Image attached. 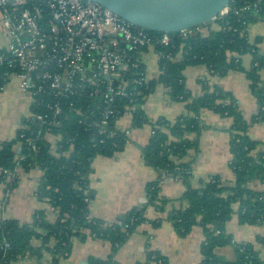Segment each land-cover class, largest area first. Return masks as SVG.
Instances as JSON below:
<instances>
[{"label":"trees","instance_id":"16d2710c","mask_svg":"<svg viewBox=\"0 0 264 264\" xmlns=\"http://www.w3.org/2000/svg\"><path fill=\"white\" fill-rule=\"evenodd\" d=\"M245 4H251L257 11L249 10L239 15L230 11L214 22L200 25V30L186 38L181 37L179 32L169 33L172 42L156 46L164 54L159 62L161 73L147 81L146 86L136 87L132 101L123 98L117 104L121 114L127 108L132 111L130 127H141L146 123L151 126L149 141L142 149L144 163L158 171V178L147 186L149 202L156 203L157 200L158 210L167 203L159 198V177L162 172L187 185L178 198L185 202V206L171 210L168 219L179 235L186 234L194 224L203 227L205 238L199 264H264L250 243H235L232 235L225 231V225L234 213L240 223L264 225V194L249 187L252 180L264 179V149L254 153L260 142L252 141L247 136L249 123L229 92L217 86L210 89L202 81L205 92L199 97H192L183 75L187 66L197 64L204 65L216 76H222L230 69L242 70L239 57L251 53L252 64L245 74L259 101L257 117L264 119V84L260 79V72L264 70V55L258 54L255 42H250L246 34L247 25L264 16V0H230L227 5L232 10ZM179 51L180 58L177 57ZM168 54L170 57H167ZM13 70L15 68L6 67V63L0 64V86L7 81L6 74ZM140 71H143L141 64L132 71V75L136 76ZM158 83L167 88L171 100L185 102L186 114L173 120L158 118L148 121L142 106ZM203 108L232 120L229 142L232 159L229 166L234 173V181L230 185L214 175L202 188H191L188 185L190 164L175 160L184 156L188 149L197 147V140L188 139L186 134L199 132V113ZM118 118L119 115L110 117L105 127L107 130L102 134L97 133L100 127L97 114H91L85 125L78 124L75 116L61 118V125L53 129L61 134L57 154L50 152V143L43 136L35 138L37 151L31 150L24 142V137H35L37 125L33 121L23 120V126L16 130L13 138L0 142V181L5 178L1 170H13L16 157L23 156L20 165L24 171L34 166L43 170L37 196L57 212L54 221H48L43 210L36 211L30 223H20L14 219L0 221V264H11L24 255H35L40 259L43 251L52 256L53 263L70 252L72 241L77 237L106 239L116 249L145 221L144 210L137 208L132 209L121 224L106 223L90 215L93 191L89 186V176L92 160L97 155L111 156L123 149L126 143L125 131L116 127ZM109 132L112 135H108ZM235 204L236 210L233 208ZM158 222L159 219L155 220L154 225ZM33 239H37L39 244L32 245ZM228 244L234 245L237 254L232 262L221 261L214 253L215 248ZM109 262V259H98L93 264ZM146 264H165V259L159 252L149 251Z\"/></svg>","mask_w":264,"mask_h":264},{"label":"crops","instance_id":"0c3cea01","mask_svg":"<svg viewBox=\"0 0 264 264\" xmlns=\"http://www.w3.org/2000/svg\"><path fill=\"white\" fill-rule=\"evenodd\" d=\"M250 42L256 44L259 55H264V21L250 22L246 28ZM7 39L0 30V47ZM181 57V51L177 54ZM147 81L159 75L158 57L154 48L148 47L138 55ZM242 70H228L222 76L212 75L204 65H189L183 70L185 85L192 97H199L205 92L202 81L211 89L214 86L229 92L238 105L243 118L249 123L247 136L252 141L260 142L254 153L264 149V119L258 118L259 101L250 88V81L245 71L251 67V53L239 57ZM12 78L16 81L12 82ZM264 84V70L260 72ZM27 106V107H26ZM142 108L148 121L158 118L173 120L186 114V104L169 98L167 88L158 83L146 97ZM28 97L18 86L16 77H9L0 90V142L15 136L23 120L29 116ZM132 111H126L116 121V127L126 132V143L120 151L111 156L97 155L92 160V172L89 186L93 191L90 200V215L106 223H123L119 218L127 217L134 208L143 209L145 221L129 234L128 238L116 249L110 241L91 236L77 237L72 241L70 252L52 263L51 255L42 252L40 259L35 255L19 256L11 264H93L98 259H109V264H142L149 260V251H157L165 259V264H199L204 242V229L194 224L190 230L179 235L168 219L171 210L185 206L178 198L187 185L179 180L165 181L160 184L159 198L166 204L158 210L159 202L150 203L147 186L158 178V171L144 163L142 149L148 143L151 126L146 123L141 127H130ZM200 130L189 132L186 137L197 140V147L187 150L177 162L190 164L188 185L202 188L212 176L218 175L221 181L230 185L234 173L229 166L232 159L230 151V127L232 120L213 110L203 108L199 113ZM17 148V146H16ZM43 170L32 167L27 171H18L17 180L9 189L0 181V221L14 219L20 223L32 222L36 211L43 210L48 221H54L57 212L52 206L37 196V189ZM249 187L264 194V179H254ZM237 209V204L234 205ZM159 219L157 225L154 221ZM226 233L232 235L235 243L248 242L264 262V225L240 223L237 214L227 221ZM39 241L33 239L32 245ZM221 261L232 262L237 254L234 245L228 244L214 249Z\"/></svg>","mask_w":264,"mask_h":264},{"label":"built area","instance_id":"2783aa9c","mask_svg":"<svg viewBox=\"0 0 264 264\" xmlns=\"http://www.w3.org/2000/svg\"><path fill=\"white\" fill-rule=\"evenodd\" d=\"M249 10L257 8L245 4L231 10L226 5L210 22L230 11L239 15ZM200 27L181 31L180 36L186 38ZM0 30L7 39L0 47V64L15 68L6 78L18 80L30 103L25 120L37 125L35 137H24V142L37 151L35 138L43 136L52 154H57L61 138L53 129L63 117L75 116L78 124L85 125L91 114H97V133L106 132L109 118L124 114L118 102L123 98L132 101L135 88L146 86L144 71L132 75L140 65L138 55L146 47L154 48L159 66L164 54L156 46L172 42L169 34H152L86 0H0ZM22 158L16 157L13 170H1L7 189L17 180ZM173 180L179 179L162 172L159 184Z\"/></svg>","mask_w":264,"mask_h":264},{"label":"water","instance_id":"95a60500","mask_svg":"<svg viewBox=\"0 0 264 264\" xmlns=\"http://www.w3.org/2000/svg\"><path fill=\"white\" fill-rule=\"evenodd\" d=\"M109 9L128 23L152 32L173 33L214 19L230 0H86ZM125 221V217L119 218Z\"/></svg>","mask_w":264,"mask_h":264},{"label":"rangeland","instance_id":"374dc122","mask_svg":"<svg viewBox=\"0 0 264 264\" xmlns=\"http://www.w3.org/2000/svg\"><path fill=\"white\" fill-rule=\"evenodd\" d=\"M12 79H13L12 82H13V81H16L15 78H12ZM26 107H27V106H26Z\"/></svg>","mask_w":264,"mask_h":264}]
</instances>
